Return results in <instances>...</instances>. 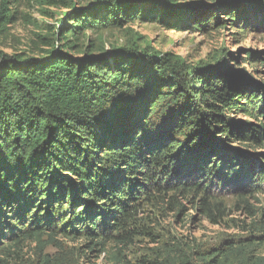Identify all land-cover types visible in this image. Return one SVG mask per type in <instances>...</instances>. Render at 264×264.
Segmentation results:
<instances>
[{
  "label": "trees",
  "instance_id": "trees-1",
  "mask_svg": "<svg viewBox=\"0 0 264 264\" xmlns=\"http://www.w3.org/2000/svg\"><path fill=\"white\" fill-rule=\"evenodd\" d=\"M13 2L0 0V32L18 20ZM228 2L213 17L192 12L172 27L212 18L237 27L246 4ZM245 2L263 25L264 0ZM63 3L68 12L38 33L41 55L0 52V264L33 243L36 264H79L62 253L64 240L98 259L139 239L158 243L160 215L193 210L213 223L236 222L242 234L214 246L163 242L153 256L124 264H264L263 222L230 216L253 218L250 201L264 196V88L228 66L186 67L135 44L104 53L82 40L89 29L168 22L177 11L143 0ZM240 114L256 122L240 123ZM50 246L59 255L45 252Z\"/></svg>",
  "mask_w": 264,
  "mask_h": 264
},
{
  "label": "rangeland",
  "instance_id": "rangeland-1",
  "mask_svg": "<svg viewBox=\"0 0 264 264\" xmlns=\"http://www.w3.org/2000/svg\"><path fill=\"white\" fill-rule=\"evenodd\" d=\"M62 3L58 5L41 4L36 0H14L10 6L13 11L17 12L18 20L9 24L7 30L0 32V52L5 54L22 53L27 56L41 55L42 49H46L38 39V33H45L50 26H54L63 14L68 12V8L63 2L66 0H58ZM69 1V0H67ZM79 5H84L90 0H74ZM145 6L160 10L161 6L167 7L178 12L171 14V21H162V19L152 18L149 21L129 22L122 28L116 27H99L89 29L85 32V39L89 37L94 40L97 46H103L104 53L115 52L123 46V44H135L139 49L151 48L153 53L161 56H168L174 61L184 63L186 67L189 65L204 66H220L221 68L228 66L230 70L227 72L238 79H248L260 87L264 88V24L259 21L263 17L262 14L255 11L256 6L246 4L247 10L245 18L237 27L231 25L230 19L221 22L219 26H215V19H211L208 25L194 27L187 25L183 28L172 27L177 19L192 15V12H201L203 16L213 17L216 10H221L219 6H224L230 0H176L168 5H163L164 0H143ZM219 2L220 4L213 5ZM171 11V10H170ZM220 16L224 17L221 11ZM241 16V15H239ZM246 22V24H245ZM2 27H0L1 30ZM246 28V29H244ZM238 30H243L242 33ZM98 53V52H97ZM251 54L255 57H252ZM238 121L252 122L253 119L248 116L239 115ZM264 123V119H260ZM246 146L241 148L244 150ZM251 150V149H246ZM264 151V148H263ZM257 202L251 200L250 203L258 214L251 218L248 213L240 211L230 216L237 220H245L247 223L252 220H261L264 224V196ZM228 203L232 204L234 209L235 197L227 198ZM230 219V217H229ZM154 223L158 243L151 239H139L130 245L122 246V248H110L106 255H102L99 259L96 253L87 252L81 246V242L63 241L62 253L64 255L74 254L73 262L79 259V264H124L127 261H135L142 256H153L154 249L161 247L163 242H170L176 245L190 244L197 246H214L224 238L240 236L242 233L236 229V222L225 221L217 224L209 221L200 213L189 211L187 216H178L177 212H167L160 215ZM156 238V239H157ZM264 238V236H263ZM47 253L59 255L54 247H48ZM261 252L264 254V242L261 246ZM84 255L85 257H83ZM39 256V249L35 243L28 246L23 251L20 258L16 256L5 259L2 264H36ZM6 255H1L3 260ZM83 257V258H82ZM120 258L121 262L117 260Z\"/></svg>",
  "mask_w": 264,
  "mask_h": 264
}]
</instances>
